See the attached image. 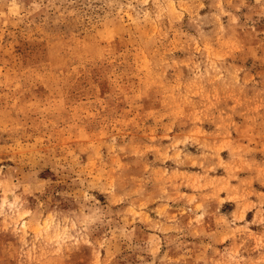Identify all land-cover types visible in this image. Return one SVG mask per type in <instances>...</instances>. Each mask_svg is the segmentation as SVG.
I'll list each match as a JSON object with an SVG mask.
<instances>
[{"label": "rangeland", "instance_id": "obj_1", "mask_svg": "<svg viewBox=\"0 0 264 264\" xmlns=\"http://www.w3.org/2000/svg\"><path fill=\"white\" fill-rule=\"evenodd\" d=\"M0 264H264V0H0Z\"/></svg>", "mask_w": 264, "mask_h": 264}]
</instances>
